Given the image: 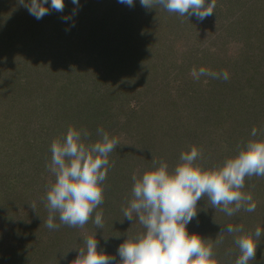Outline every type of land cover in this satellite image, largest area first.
<instances>
[{
	"label": "rangeland",
	"instance_id": "obj_1",
	"mask_svg": "<svg viewBox=\"0 0 264 264\" xmlns=\"http://www.w3.org/2000/svg\"><path fill=\"white\" fill-rule=\"evenodd\" d=\"M64 5L37 20L19 0H0V264H71L93 235L98 251L119 260L127 235L144 231L122 212L133 198V173L142 175L154 158L172 169L192 146L204 168L218 167L249 140L264 139V0H217L203 21L140 0ZM201 67L226 70L229 79L197 80L190 73ZM69 126L87 130L91 142L98 128L119 140L95 210L103 229L95 212L83 228L44 223L55 180L46 167L50 146ZM242 191L254 212L229 217L204 197L187 225L213 243L218 264L239 256L234 235L222 231L228 224L243 225L236 235L262 229L249 264H264V177H246Z\"/></svg>",
	"mask_w": 264,
	"mask_h": 264
},
{
	"label": "clouds",
	"instance_id": "obj_2",
	"mask_svg": "<svg viewBox=\"0 0 264 264\" xmlns=\"http://www.w3.org/2000/svg\"><path fill=\"white\" fill-rule=\"evenodd\" d=\"M119 2L134 6V0ZM19 3L37 20L49 14L50 9L62 12L65 7L64 0H51L50 7L45 6L48 0H30V3L19 0ZM72 3L78 6L79 0ZM140 3L149 10L160 5L170 13L194 15L203 21L213 14L217 0H140ZM190 74L197 80L201 76L229 79L226 70L217 73L204 67L198 71L193 68ZM90 135L87 130L69 126L62 138L51 143V159L46 167L55 180L47 189L48 217L44 222L50 230L58 229L61 224L83 228L94 212V225L103 229V213L95 210L104 202L103 184L108 170L114 167L109 155L119 140L102 128L97 129L99 139L95 142L90 141ZM257 135V129L253 128L251 136ZM201 155V150L192 146L180 154V163L172 169L166 161L154 158L149 170L139 177L133 173V198L122 212L128 221L137 220L144 231L127 235L117 249L119 260L98 251L96 235L88 236L85 247L78 248L71 264H218L213 243L196 233L190 235L187 225L197 216L198 201L204 197L212 208L229 217L241 210L255 211L252 195L242 189L246 177H264V139L249 140L236 156L227 158L218 167L204 168L197 162ZM31 207L35 210V205ZM57 216L60 224L54 223ZM222 231L234 235L239 249L235 264L255 260L262 235L259 226L254 233L246 235H236L244 232L243 225L228 224ZM215 243L221 240L216 239Z\"/></svg>",
	"mask_w": 264,
	"mask_h": 264
}]
</instances>
